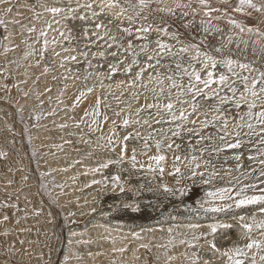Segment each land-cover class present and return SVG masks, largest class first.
I'll use <instances>...</instances> for the list:
<instances>
[{
	"label": "snow or ice",
	"instance_id": "6c2138e0",
	"mask_svg": "<svg viewBox=\"0 0 264 264\" xmlns=\"http://www.w3.org/2000/svg\"><path fill=\"white\" fill-rule=\"evenodd\" d=\"M218 2L227 7L214 6L213 0H187V2L185 0H60L59 6L44 7V11L51 13L53 17H60L56 23L63 22L67 28V34L64 31L59 32L61 41L56 37L51 40L48 38V29L52 27L50 22H47L43 29L38 30L35 26L21 24V20L16 18L23 15L19 8H28L32 11V6L21 4L19 0L15 4L13 0H0V5L5 6L0 9V26L7 33L0 36V49H2L0 57L4 58L0 61V90L7 92L10 87H16L21 95L27 98L30 90L21 89L19 86L28 84L29 80L33 85H37L41 77H48L50 73L53 81L79 79L77 74L69 75L73 73V69L66 65L80 64L83 59L86 62L85 71L103 68V64H94L93 61L107 62V71L103 74L105 79H111L117 73L130 76V79L117 83V88L129 92V99L126 102L129 109L133 102H138L141 96H145V92L140 91L141 89L152 94V102H148L145 96V102L135 109L134 115L138 117L137 119H133V113L129 112L119 125L116 120L111 122L108 135L101 134L96 138V147L93 151L105 149L113 152L119 147L118 158L104 160L87 171L100 172L107 169L110 164H122L125 159L129 160L133 169L137 168L138 163L140 168H144V162L137 161L135 148L132 149L131 156L127 155V141L140 138V131L133 128L131 132L120 137L118 127L147 125L148 128H152L153 125H160L159 130L153 129V132L158 131L160 139H155L152 133L143 137L142 153L147 155L152 147L149 140H154L156 152L148 156L147 171L153 179L157 176L161 178L157 192H161L166 197L187 196L191 191L188 182L195 186L199 180V184L207 188L203 197L197 201L198 207L188 209L196 213L197 220L205 219L209 214L216 216L234 212L236 209L254 207L255 210L250 215L232 216L243 230L242 236L246 237L248 242L243 245L234 244L224 250L217 246L215 237L219 230L233 228L234 225L231 223L220 220L207 225L188 223L183 227L191 233V238L179 240L172 236L174 227H169L167 244L156 245L157 249L165 250L163 264H174L178 259L181 260V264L183 261L198 264L200 259L198 252H192L191 256L187 250L176 255H169L167 252L177 244L185 245L187 249L201 248L203 247L199 244L201 240L207 244L210 253L225 258L223 264H264V239H255L251 235L254 230H258L259 235L264 237V194L248 195L247 192L255 189L256 184L243 182L244 179L258 172L256 178L260 184H264V69L256 67L257 60L264 61V28L246 24L235 16L239 14L252 17L255 13L261 22H264V0H235L234 4L230 0H218ZM193 3L196 7H193ZM14 8L17 9L15 16L10 21H6L5 17L12 14ZM34 15L39 19V13ZM197 17H200L199 21ZM222 20L230 26L229 31L236 30L238 36L247 34L258 37L252 41V54L255 57L253 60H247L246 56L244 59L234 56L229 47L233 43L231 35L226 40L220 39L218 46L213 44L217 34L221 36L223 34V30L214 21ZM69 21L80 22V37L85 42L83 48L65 46V41L71 44L77 39L73 35L74 29L68 26ZM8 24L20 26L19 43L13 42V33L7 31ZM25 33L30 35L25 36ZM32 35L35 36L34 39ZM240 43L245 45L244 51H246L249 42L239 40L236 44L237 49ZM256 45H259V53ZM50 46L49 61L47 54ZM57 47L59 51L56 50ZM93 48L96 50L93 51ZM10 53H15V58L10 59ZM141 56L145 57L143 63L140 60ZM58 68L63 70L59 75L56 74ZM21 69L23 71H20ZM30 69H39V73L30 72ZM134 69L138 70L131 75ZM145 73H147L146 81ZM84 79L87 80L88 76L85 75ZM9 80L13 82L11 86L6 83ZM51 91V87L46 86L43 92H35L38 108L44 104L40 97ZM92 91V88L82 90L72 107H76L81 97ZM62 94L63 91L60 90V94L56 97L58 104L62 103L60 98ZM48 101L51 103L52 97L49 96ZM100 103V98L97 97L92 112L85 111V116H93L87 126V132L81 129L82 134L89 138L81 139L76 143L91 145L90 134L101 130L102 121L96 119L102 115ZM17 110L21 112L23 109L18 107ZM142 113L147 115L141 117ZM55 114V109L47 113L49 116ZM43 115V113L36 115L35 119L40 120ZM115 115L120 116V112H116ZM107 120V114H103V121ZM83 122L82 117L74 127L80 128ZM57 127L64 130L69 125L63 123ZM66 135L73 136L75 133L69 131ZM185 141L186 152L182 147ZM64 143L71 145L73 141L64 140ZM168 152L172 153L170 166ZM228 152H231L230 157L226 155ZM4 156L6 153L0 152V157ZM222 156L225 162L217 167ZM245 158L250 162L247 168L244 165ZM228 159L236 162L234 167L225 166ZM165 175L174 177V183L163 182ZM217 180L224 181L223 186H216ZM111 181L113 188L119 187L120 191L124 192L119 175H113ZM97 183L100 181H91V184ZM88 186L90 185H85ZM259 191L264 193V188H260ZM7 207L16 208V205L0 203V208ZM124 207L130 208L133 212L139 211L137 204H125ZM170 218L177 219L175 216ZM8 220L9 216L4 215L0 223ZM204 227H207V232L200 231ZM21 231H30V229H21ZM8 235L7 228L0 232V236ZM180 235L181 233H176V236ZM133 236L139 238L138 233H133ZM209 236L213 239H208ZM20 243L23 244L24 241L21 240ZM140 247L149 248L147 244H142ZM253 249L256 251H252ZM5 251L15 255V244H9ZM115 251L123 252L125 249H115ZM69 259V256H65L63 264H67ZM156 259L159 260L160 257L157 256ZM204 264H212V261L205 260Z\"/></svg>",
	"mask_w": 264,
	"mask_h": 264
},
{
	"label": "bare ground",
	"instance_id": "6f19581e",
	"mask_svg": "<svg viewBox=\"0 0 264 264\" xmlns=\"http://www.w3.org/2000/svg\"><path fill=\"white\" fill-rule=\"evenodd\" d=\"M27 1H23V3L32 6L33 10L29 11L33 14L23 24L35 26L41 30L47 22H50L52 27L48 29V38L51 40L56 37L62 41L59 32L64 31L67 34V28L63 22L56 23V20L60 18H55L51 13L44 11V7L58 6L56 5L57 2L51 0L42 3L41 1L42 4L38 7L36 0H33V4H29ZM213 2L215 3L214 6L227 7V5L220 4L218 0H213ZM230 2L234 4L235 0H230ZM3 7L5 6L0 5V9ZM193 7L196 5L193 4ZM35 10L40 14L39 19L34 15ZM228 10L231 12L230 8ZM14 14L16 13L7 15L6 21H10L15 16ZM235 16L246 24L264 28V22H261L255 13L252 17L239 14H235ZM199 19L200 17H197V21ZM214 23H218V26L223 30L222 36L217 34L213 40L214 45L218 46V41L220 39L226 40L229 35L232 37L237 35L236 30L229 31L230 26L225 21H214ZM79 24V21L68 22V26L74 29L73 35L78 36L77 39L82 40V44L72 42L66 44V47L81 48L84 46L85 42L80 37ZM7 31L13 33V42L19 43L21 39L20 26L8 24ZM6 34L5 29L0 26V36ZM24 35L30 34L25 33ZM32 38L34 39L35 36L32 35ZM243 38L247 41L248 39H258L255 35L247 34H243ZM153 39H155V34H153ZM65 43L67 42L65 41ZM229 47L231 48V46ZM56 50L59 51L60 49L57 47ZM92 50L95 51L96 49L93 48ZM15 55V53H10L9 58H15ZM47 55L50 61L51 46ZM3 59L0 57V61ZM144 59L141 58V61ZM93 63L103 64V68L85 71L86 62L83 59H81L80 64L66 65V67L73 69V73H69V75L77 74L79 79L53 81L50 73L48 77H41L37 85H33L29 80L28 84L19 86L21 89L30 90V95L27 98L23 97L16 87H10L7 92L0 90V152L6 153V156L0 157V203L6 202L9 205H16V208H0V220L4 215L9 216L8 221L0 223V232L6 228L9 230L7 237L0 236V264H63L65 256L70 257L67 264H163L165 250L157 249L156 245L167 244L169 239L167 229L169 227H174L175 231L172 236L177 240L190 239L191 233L183 225L212 223L200 222L195 219L196 215L188 210L198 207L197 201L203 197L207 188V186L200 185L199 180L195 186L188 182L191 191L187 196L166 197L161 192L156 191L161 178L157 176L153 179L147 171L148 156L154 155L156 152L154 140H149L152 147L148 150L147 155L142 153L144 151L143 137L152 133L155 139H160L158 131L153 132V129L159 130L160 125H153L152 128H148L147 125L143 127L138 125L128 128L118 127L120 137L131 132L133 128L140 131V138L127 141V155L131 156L132 149L135 148L137 161H143L144 168H140L138 163L137 168L133 169L129 160L125 159L122 164H110L107 169L100 172L87 171V169L96 167L104 160H116L118 158L119 147L113 152L105 149L93 151L96 147V138L101 134H109L111 122L116 120L119 125V122L129 112L133 113V119H137L138 117L134 115L135 109L145 102V96H147L148 102H152V94L141 89L140 91L145 92V96H141L138 102H133L131 109H129L126 103L129 94L125 92L121 95L119 91L122 88H117V83L123 80L122 77L114 78L112 76L111 79H105L103 74L107 71V62L100 60L93 61ZM256 67L264 69V61L257 60ZM31 71L39 73V69H30ZM62 71L58 68L56 74L59 75ZM219 71H223V69H219ZM98 74L99 78H97ZM85 75L88 76L87 80L84 79ZM19 78L22 79L23 77ZM146 80L147 73H145ZM6 83L11 86L13 82L9 80ZM46 86H50L52 91L40 97L44 104L38 108L35 92H43ZM87 88H92L93 91L87 93L85 97H81L77 106L73 108L72 104L76 97ZM60 90L63 91L60 97L62 103L58 104L56 97L60 94ZM49 96L52 97L51 103L48 101ZM97 97L101 101L100 112L102 115L96 119L102 121V128L99 132L90 134L91 145L76 143L81 139L89 138V136L82 134L81 129L87 132V126L91 123L93 116H85L84 114L86 110L89 113L92 112ZM18 107H22L23 110L18 112ZM53 109L56 110V114L54 116L47 115ZM116 112H120V116H116ZM41 113L44 114L43 117L40 120L35 119V116ZM103 114H107V121H103ZM146 115L147 113H142L141 117ZM82 117L84 122L81 123L80 128L74 127L75 123L80 121ZM63 123H67L69 127L61 130L57 125ZM69 131L75 135L67 136L66 133ZM64 140H72L73 144H65ZM182 147L186 152V141ZM167 155L170 166L172 153L168 152ZM226 155L230 157L231 152ZM75 161H80V163H74ZM224 162L225 158L222 156L217 167H220V164ZM235 163L234 160L228 159L225 166L234 167ZM246 163L250 162L245 158L244 165ZM113 175L121 177L124 192H121L119 187L113 188L111 181ZM256 175L258 176V174ZM256 177L254 175L243 180L244 183L256 184L255 189H250L247 192L248 195L264 194L259 191L260 188H264V184H260ZM92 180L100 181V183L91 184ZM163 182L173 184L174 177L165 175ZM215 184L216 186H223L224 181L217 180ZM85 185L90 186L85 187ZM149 189H153V191H149ZM190 202L195 203L194 208L189 205ZM125 204H137L139 211L133 212L130 208H125ZM252 209L251 206L247 208L248 211ZM242 210L244 209H236L234 212L219 214L216 217L212 214L209 215H212L213 218L211 219L213 220L225 222L223 218H218V216L236 215L239 214L236 213L237 211ZM100 211L102 214L94 217L92 222L88 224L92 227H99L97 231L78 228L85 224L88 217H92L95 213L99 214ZM69 213H73V215H69ZM171 216H175L177 219L173 220L170 218ZM98 217L101 220H98ZM232 224L234 225L233 231H236L234 235L223 238L222 242L215 239L217 246L222 250L234 244L243 245L248 242L247 238L242 236L243 230L239 224L235 220ZM160 228L164 230L160 231ZM21 229H30V231H21ZM148 229H154V231H148ZM200 231L207 232L208 229L204 227ZM177 232L181 235L176 236ZM72 233H76V235H72ZM133 233H138L139 238L133 236ZM185 233L187 235H184ZM251 235L255 239H264L259 235L258 230H254ZM208 239H213V237L209 236ZM21 240L24 241L23 244L20 243ZM9 244H15V255L5 251ZM142 244H147L149 248L140 247ZM199 244L203 247L187 249L185 245L177 244L176 247L169 249L167 254L176 255L187 250L190 256L192 252H198L199 257H204V253H206L211 255L209 260L215 257L216 260L212 261V264H223L225 258L210 253L204 240H201ZM121 248H124L125 251H115V249ZM252 251L256 250L253 249ZM157 256L160 257L159 260L156 259ZM174 264H181V260L178 259ZM183 264H191V261H183ZM198 264H204V262L198 261Z\"/></svg>",
	"mask_w": 264,
	"mask_h": 264
},
{
	"label": "rangeland",
	"instance_id": "374dc122",
	"mask_svg": "<svg viewBox=\"0 0 264 264\" xmlns=\"http://www.w3.org/2000/svg\"><path fill=\"white\" fill-rule=\"evenodd\" d=\"M15 1L17 2V0H13V2H14V4H15ZM22 1V2H21ZM23 1H27V0H19V3H21V4H23ZM38 3H37V6L39 7V5H41L43 2H46V1H51V0H36ZM41 1H42V3H41ZM52 2H57L56 3V5H58L59 6V4H60V1L59 0H52ZM27 3H29V4H33L34 3V1L33 0H29V1H27ZM36 4V3H35ZM194 5H196L195 3H193ZM213 4H215L214 2H213ZM20 9H21V11H20ZM27 9V8H26ZM25 8H23V10H25V12H23V10H22V8H19V11L20 12H22L23 13V15L22 16H20V17H16L17 19H20L21 20V24H23V23H25L26 21L25 20H27V18L29 17V16H32V14H33V12L31 13L30 11H29V9L28 10H26ZM14 10L15 11H13V13H16V11H17V9L16 8H14ZM27 11H29V12H27ZM35 12H36V10H35ZM25 13V14H24ZM36 13H38V12H36ZM15 15V14H14ZM25 15V16H24ZM58 17V16H57ZM56 18V17H55ZM58 18H60V17H58ZM7 19V18H6ZM24 21V22H23ZM242 35V36H241ZM241 35H235V37L233 36V43L230 45L231 46V48H234V49H231L232 50V53L234 54V56H238L239 58H241V59H244V57L246 56L247 57V59L249 60V61H251L252 59H254L255 57L253 56V54H252V48H253V44H252V41L253 40H249L248 39V46H247V50L246 51H244V49H245V45L243 44V43H240L239 44V49H237V46H236V44H237V42L239 41V40H244V38H243V34H241ZM77 38H78V36H76ZM251 39H254V38H251ZM255 40V39H254ZM82 40H78V39H76V40H73L72 42L74 43H76V44H82V42H81ZM66 44H68V43H65V45ZM82 46V45H81ZM80 46V47H81ZM83 47V46H82ZM81 47V48H82ZM256 50H257V53H259V45H256ZM0 51H1V49H0ZM141 58L142 59H144L145 57L144 56H141L140 57V60H141ZM143 61H141V63H142ZM136 70H138V69H134L133 70V73L131 74V75H133L134 74V72L136 71ZM114 76V78H119V77H122V79L124 80V79H128V77H130V76H126V75H124L123 73H117V74H115V75H113ZM122 81V80H121ZM119 92H123V93H125L126 92V94H129V92L128 91H126V90H124L123 88L119 91ZM249 165V163H246L245 164V166H248ZM256 174H258V173H256ZM257 175H255V177H256ZM195 204V203H194ZM194 204H193V202L191 203H189V205L192 207V208H194ZM104 208V207H103ZM195 209V208H194ZM252 211H254V207H253V209L252 210H247V209H244V210H242V211H237L236 213H239V214H241V215H249V214H251V212ZM194 215H196V213L195 212H192ZM102 214V212L100 211L99 212V214H97V213H95V214H93L92 215V217H88L87 218V221L85 222V224L84 225H81V226H79L78 228H80V229H88V230H93V231H97L98 230V228L99 227H92V226H89L88 224H90L91 222H92V219L94 218V217H96V216H100ZM239 214H236V215H239ZM186 215H188V214H186ZM201 215H203V214H201ZM212 215H209L207 218H205V219H200L199 221L200 222H213V221H216V220H213V219H211V218H213V217H211ZM232 216L233 215H227V216H224V217H222V216H218V218H223L224 220H225V222H228V223H233L234 222V220L232 219ZM116 217V216H115ZM214 217H216V216H214ZM98 220H101L99 217H98ZM107 220V219H106ZM108 222H110V221H108ZM236 233V231H233V229L231 228V229H225V230H219V232H218V234L216 235V237H215V239L216 240H220L221 242L223 241L222 239L223 238H225V237H227V236H230V235H234ZM223 246V245H222ZM205 255H204V257H200V259H199V261L200 262H204L205 260H209V257L211 256L210 254H206V253H204ZM216 259H215V257H212L211 258V261H215Z\"/></svg>",
	"mask_w": 264,
	"mask_h": 264
}]
</instances>
